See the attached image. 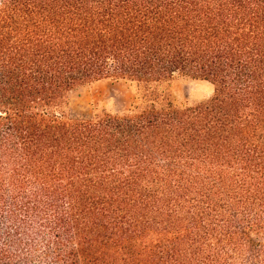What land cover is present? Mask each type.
Masks as SVG:
<instances>
[{"label":"trees","instance_id":"16d2710c","mask_svg":"<svg viewBox=\"0 0 264 264\" xmlns=\"http://www.w3.org/2000/svg\"><path fill=\"white\" fill-rule=\"evenodd\" d=\"M0 264H264V0H0Z\"/></svg>","mask_w":264,"mask_h":264},{"label":"rangeland","instance_id":"374dc122","mask_svg":"<svg viewBox=\"0 0 264 264\" xmlns=\"http://www.w3.org/2000/svg\"><path fill=\"white\" fill-rule=\"evenodd\" d=\"M158 94H165L176 106H194L207 102L214 92V85L204 79L175 77L158 86ZM145 90L123 80H100L72 89L69 94L70 117L86 119L95 112L123 114Z\"/></svg>","mask_w":264,"mask_h":264}]
</instances>
